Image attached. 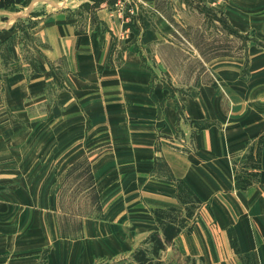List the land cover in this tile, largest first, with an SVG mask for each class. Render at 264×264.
Wrapping results in <instances>:
<instances>
[{"label":"crops","instance_id":"0c3cea01","mask_svg":"<svg viewBox=\"0 0 264 264\" xmlns=\"http://www.w3.org/2000/svg\"><path fill=\"white\" fill-rule=\"evenodd\" d=\"M203 1L211 14L224 17L227 29L252 41L245 42L243 56L213 48L206 58L191 41L204 69L194 71L188 86L178 84L161 52L177 48L172 37L183 31V7L174 9L179 20L172 21L154 0H145L147 7L128 25L124 13L99 0L0 3V35L29 33L40 42L44 62L31 77L18 73L7 80V103L18 113L36 108L51 95L45 90L51 85L48 122L63 131L55 140L47 137V153H32L31 159L55 160L49 145L57 143L63 160H87L99 211L69 237L58 234L53 207L33 209L34 199L25 195L24 229L8 235L0 227V264H137L133 253L147 246L151 233L160 234L153 211L182 209L178 181L201 205L191 233L181 232L160 251L162 264H181L164 259L170 251L204 258L208 243L204 235L195 236L196 227L210 222L236 264H243V255L264 264V0ZM27 18L37 22L20 28ZM260 139L258 180L240 190L233 165L245 163L248 146L255 154ZM49 186L31 182L19 190ZM221 262L233 264L220 257Z\"/></svg>","mask_w":264,"mask_h":264},{"label":"rangeland","instance_id":"374dc122","mask_svg":"<svg viewBox=\"0 0 264 264\" xmlns=\"http://www.w3.org/2000/svg\"><path fill=\"white\" fill-rule=\"evenodd\" d=\"M10 1L13 0H0V3ZM99 1L105 3V7L110 4L114 11L124 13L121 20L127 22L128 25H133L134 19L147 7L145 0ZM154 5L155 8H164L168 19L172 21L174 18L179 20V17H175V8L185 9L186 14L180 16L182 27L179 29L183 31L179 30L180 33L172 37L179 43H177V48L168 46L161 49L168 61L166 66L177 75L178 84L188 86L193 80L194 71L199 69V72H203L204 69L198 61L197 49L191 41L199 45L198 51L202 52L201 56L204 58L210 56L213 48L216 54H223L224 48H228L226 50L229 51L230 56H243L245 42L249 45L252 41L249 34L239 36L232 29H227L224 17L220 13L211 14L207 9L208 5L203 0H154ZM218 5L219 3L213 4V7L217 8ZM36 22L35 18H27L19 24V27L29 28ZM223 26L225 32H223ZM228 31L231 34L230 38L227 37ZM39 46L40 42H36L34 37L31 38L29 33L10 32L0 35V227L6 230L8 235L20 233L24 229L23 220L24 215L27 214L24 209V197L28 195L34 199L33 209L40 208V206L45 209L53 207L58 234L74 237L79 234L80 222L87 218L86 216L99 213L95 193L91 186L92 180L88 173L87 160H63V149L59 148L57 143L54 147L52 144L49 145V150L55 151V160H46L42 156L31 159L32 153H47V137L50 136V139L55 137V140L63 134L62 128L53 129L52 122L50 124L48 122V119L53 118L54 98L51 96L53 87L51 88L50 85V88H45L49 90L48 93H51L50 96L47 94L46 98L45 95L36 108L31 109L29 105L24 112H15L5 98L4 86L9 78L18 73L31 77L40 71L41 65H44ZM61 88L63 84L58 89L61 90ZM48 167H54L53 173L51 171L46 173ZM31 182L50 186L45 187L43 191L19 190L22 185ZM208 219L210 221V218H206L207 221ZM205 226L203 228L199 223L195 234L199 238L204 235L205 242L208 243L209 252L201 258L202 260L199 257L180 255L171 251L163 256L164 259H171L172 262H181V264L191 262L193 264H220L221 257V259L236 264V258L233 257L231 250H223L220 239L212 232L214 230L212 222ZM208 231L211 232L208 236L213 235V238L210 236V241L206 239Z\"/></svg>","mask_w":264,"mask_h":264},{"label":"trees","instance_id":"16d2710c","mask_svg":"<svg viewBox=\"0 0 264 264\" xmlns=\"http://www.w3.org/2000/svg\"><path fill=\"white\" fill-rule=\"evenodd\" d=\"M261 143L260 139L255 154H253V145L248 146L243 165L239 168L233 165L234 179L239 184L240 190H246L258 180ZM176 189V196L182 209L168 208L153 211L154 215L161 220L159 223L160 234L158 232L151 233L143 242L147 246L133 253L132 257L137 264H162L158 257L160 251L172 244L173 239L181 232L191 233L201 201L183 181L177 182ZM230 242L234 251L239 253L234 236L232 239L230 238ZM240 258L243 264H255L253 258L248 255H243Z\"/></svg>","mask_w":264,"mask_h":264},{"label":"built area","instance_id":"2783aa9c","mask_svg":"<svg viewBox=\"0 0 264 264\" xmlns=\"http://www.w3.org/2000/svg\"><path fill=\"white\" fill-rule=\"evenodd\" d=\"M118 1V0H117ZM120 1V0H119Z\"/></svg>","mask_w":264,"mask_h":264}]
</instances>
